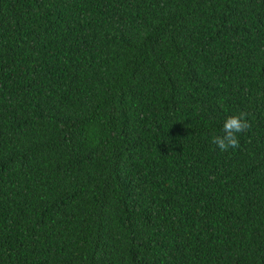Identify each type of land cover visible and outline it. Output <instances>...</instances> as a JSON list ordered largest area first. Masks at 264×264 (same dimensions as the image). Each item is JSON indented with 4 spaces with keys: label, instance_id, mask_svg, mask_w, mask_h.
<instances>
[{
    "label": "trees",
    "instance_id": "trees-1",
    "mask_svg": "<svg viewBox=\"0 0 264 264\" xmlns=\"http://www.w3.org/2000/svg\"><path fill=\"white\" fill-rule=\"evenodd\" d=\"M0 264H264V0H0Z\"/></svg>",
    "mask_w": 264,
    "mask_h": 264
},
{
    "label": "clouds",
    "instance_id": "clouds-1",
    "mask_svg": "<svg viewBox=\"0 0 264 264\" xmlns=\"http://www.w3.org/2000/svg\"><path fill=\"white\" fill-rule=\"evenodd\" d=\"M251 127L248 113L240 112L236 115L228 116L223 124L222 134L213 137L212 143L221 151L236 149L239 147V134L244 133Z\"/></svg>",
    "mask_w": 264,
    "mask_h": 264
}]
</instances>
